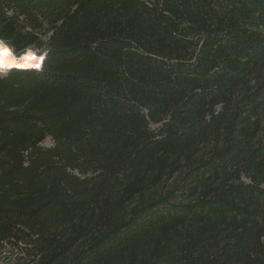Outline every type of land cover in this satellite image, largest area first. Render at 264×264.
I'll list each match as a JSON object with an SVG mask.
<instances>
[{
    "label": "trees",
    "instance_id": "trees-1",
    "mask_svg": "<svg viewBox=\"0 0 264 264\" xmlns=\"http://www.w3.org/2000/svg\"><path fill=\"white\" fill-rule=\"evenodd\" d=\"M0 39L44 57L0 78V264H264V0H0Z\"/></svg>",
    "mask_w": 264,
    "mask_h": 264
},
{
    "label": "clouds",
    "instance_id": "clouds-1",
    "mask_svg": "<svg viewBox=\"0 0 264 264\" xmlns=\"http://www.w3.org/2000/svg\"><path fill=\"white\" fill-rule=\"evenodd\" d=\"M33 53V51H28L26 54L18 56L14 54L8 41L0 39V78L7 77L12 69L40 70L42 67L40 56L33 55Z\"/></svg>",
    "mask_w": 264,
    "mask_h": 264
},
{
    "label": "rangeland",
    "instance_id": "rangeland-1",
    "mask_svg": "<svg viewBox=\"0 0 264 264\" xmlns=\"http://www.w3.org/2000/svg\"><path fill=\"white\" fill-rule=\"evenodd\" d=\"M42 144L49 146L51 144L49 138H46L42 141Z\"/></svg>",
    "mask_w": 264,
    "mask_h": 264
},
{
    "label": "snow or ice",
    "instance_id": "snow-or-ice-1",
    "mask_svg": "<svg viewBox=\"0 0 264 264\" xmlns=\"http://www.w3.org/2000/svg\"><path fill=\"white\" fill-rule=\"evenodd\" d=\"M33 55H35L34 53H33ZM40 61H43L44 60V57L43 56H40ZM37 67L39 68V65H37Z\"/></svg>",
    "mask_w": 264,
    "mask_h": 264
}]
</instances>
